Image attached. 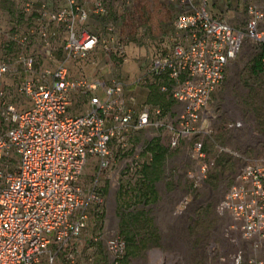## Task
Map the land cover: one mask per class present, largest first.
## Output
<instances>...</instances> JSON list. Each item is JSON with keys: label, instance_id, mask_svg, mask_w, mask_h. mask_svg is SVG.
I'll return each instance as SVG.
<instances>
[{"label": "built area", "instance_id": "2783aa9c", "mask_svg": "<svg viewBox=\"0 0 264 264\" xmlns=\"http://www.w3.org/2000/svg\"><path fill=\"white\" fill-rule=\"evenodd\" d=\"M14 1L21 4L26 28L9 36L18 50L0 57V121L5 126L0 130V158L8 150L15 155L12 170L0 168V264H38L42 255L52 263L60 251L66 264H74L76 250L65 248L86 227L88 204L101 202L93 186L79 185L87 161L94 159L98 171L107 170L113 159L111 143L123 147L132 131L146 127L163 128L169 148L192 136L190 157L202 161V139L214 118L207 102L244 41L264 46V0H163L172 13L169 46L147 55L129 84L115 76L107 81L71 77L66 63L94 55L123 61L125 38L117 27L136 21L138 0ZM239 13V25L231 23V15ZM58 28L65 35L58 62L36 69L24 48L37 39L50 58ZM15 64L24 73L16 91L27 99L25 105L6 99L4 79L16 71ZM147 79L156 93L180 106L173 119L162 118L158 103H137L134 89ZM74 94L86 107L68 114ZM227 126L239 128L241 120ZM212 165V160L198 164L196 182ZM185 204L186 198L177 212ZM216 210L230 217L226 237L231 249L212 264H264L255 255L264 237V163L244 159ZM238 240L249 244V256ZM51 244L53 252L48 250ZM124 247L118 235L104 241L113 261Z\"/></svg>", "mask_w": 264, "mask_h": 264}, {"label": "rangeland", "instance_id": "374dc122", "mask_svg": "<svg viewBox=\"0 0 264 264\" xmlns=\"http://www.w3.org/2000/svg\"><path fill=\"white\" fill-rule=\"evenodd\" d=\"M231 16V23L239 25L242 21L240 13ZM22 17L20 2L0 0V57H10L18 50L9 36L26 28ZM135 17L134 23L128 21L117 27V33L125 38L123 61L115 57L107 61L100 55L68 61L69 75L99 76L105 81L115 76L129 84L140 73L147 55L160 53L169 46L172 13L163 0H138ZM32 20L30 18L29 21ZM57 30L50 58L46 57L45 49L37 39H31L24 48V53L32 55L36 69L51 67L58 62L65 35L59 28ZM145 38L150 41L145 43ZM258 51L259 47L244 41L238 54L228 63L223 81L210 95L207 107L213 109L214 118L202 139L205 150L202 161L212 160L213 165L200 181L196 182V173L202 161L193 160L189 154L193 137L180 138L174 148H169L168 134L161 127L132 131L123 147L111 143L113 159L107 170L98 171L94 159L87 161L79 177V185L83 189L93 186L101 202L88 204L86 227L65 248L76 250L74 264H212L231 249L226 237L230 217L227 213L217 212L216 204L244 159L264 163V61L261 70H253ZM92 59L93 64L90 62ZM15 66L16 71L4 79L6 99L25 105L27 99L16 91L24 73L20 64ZM149 82L147 79L134 89L137 103H158L162 118L173 119L180 106L156 93ZM70 102L68 114L86 107L84 99L76 94L70 97ZM237 119L241 120L239 128L227 126ZM4 128L0 121V130ZM155 144L163 148L164 153L152 182L154 194L143 203L134 197V190L145 187L146 182L140 181V176L144 174L143 167L148 166L150 147ZM14 162L15 155L8 150L0 158V168L12 170ZM184 198L186 204L177 212L179 202ZM131 216L145 218L151 229L147 234L141 222V227L136 229L138 226L132 221L131 236L136 246L126 257L124 247L121 257L113 261L105 251L104 241L113 234L118 235L125 245L126 240L120 231L121 222ZM238 245L244 248L245 257L251 254L246 241L238 240ZM48 248L50 252L55 250L53 244ZM63 255L64 251L57 252L52 263L47 261V255H43L44 263L66 264ZM255 255L264 263V237ZM88 257H91L90 261Z\"/></svg>", "mask_w": 264, "mask_h": 264}, {"label": "trees", "instance_id": "16d2710c", "mask_svg": "<svg viewBox=\"0 0 264 264\" xmlns=\"http://www.w3.org/2000/svg\"><path fill=\"white\" fill-rule=\"evenodd\" d=\"M264 61V46L259 47V51L257 55L255 56L254 63H253V70L259 71L261 70L262 62ZM155 101V100H154ZM149 146V143H148ZM164 150L163 148L159 147L158 145H154L153 147H150V158L148 166L143 167V175L140 176V181H145V187L143 189H139V187L134 190V197H136L138 200H142L143 203L148 200V198H151L154 194L152 182L156 176V170L158 169V164H160L161 159L163 157ZM153 164V166H152ZM147 170V171H145ZM152 170L154 173H152ZM149 174H154L153 176H150ZM124 194V193H123ZM126 194V193H125ZM141 217V216H139ZM143 217V216H142ZM144 219V220H143ZM138 219L135 216H131L129 219L125 220L123 219L121 222V233L122 236L125 238V248L126 251L124 252L125 257L130 254V251L132 248L136 246V243L133 242V238L131 236V232L133 229V224L136 225V229H139L140 222L142 224V229L147 230V234H149V231L151 229V224L145 219ZM133 221V222H132ZM133 224H132V223ZM141 227V226H140Z\"/></svg>", "mask_w": 264, "mask_h": 264}, {"label": "crops", "instance_id": "0c3cea01", "mask_svg": "<svg viewBox=\"0 0 264 264\" xmlns=\"http://www.w3.org/2000/svg\"><path fill=\"white\" fill-rule=\"evenodd\" d=\"M38 264H46V263H44L43 255L41 256L40 261L38 262Z\"/></svg>", "mask_w": 264, "mask_h": 264}]
</instances>
